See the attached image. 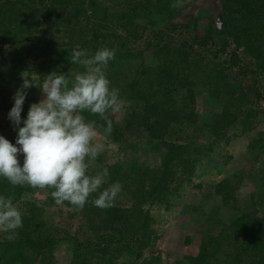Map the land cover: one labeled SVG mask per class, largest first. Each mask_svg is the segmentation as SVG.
<instances>
[{"label":"trees","instance_id":"obj_1","mask_svg":"<svg viewBox=\"0 0 264 264\" xmlns=\"http://www.w3.org/2000/svg\"><path fill=\"white\" fill-rule=\"evenodd\" d=\"M207 1L211 11L207 22L200 23L187 12L182 14L184 20L168 22L167 29L178 30L177 38L163 30L152 33L153 42L147 45L154 63H141L137 52L129 55L135 62L129 61L121 49L109 63L108 79L126 105L119 121L109 112L113 130L102 142L117 149L121 158L109 160L103 152L89 172L94 175L108 169L101 191L121 183L122 192L112 207L94 206L91 200L98 193L90 196L82 210L67 202L58 206L52 189L13 188L0 177V195H14L23 219L13 239H8L10 233L0 232V264H57L61 246L66 251L70 248L68 264L159 262L158 255L141 259L142 252L159 239L150 207L157 204L168 209L171 196L191 180L201 157H209L219 139L232 145L235 138H245L250 170L259 173L264 189V109L257 105L264 102V0H218V23L213 18L217 10L212 11V1ZM185 7V0H0V56L8 53L0 64V112L6 115L5 123L10 122L13 96L22 84L20 73L31 75L38 84L52 71L74 79L72 72L82 68L70 61L74 49L94 53L108 37L123 46L124 39L116 35L118 28L134 38L147 23L167 21L164 14L169 10L179 16ZM34 89L43 96L40 88ZM27 92L22 122L30 105L39 102ZM204 93L214 108L201 116L195 104L197 95ZM84 115L104 123L98 116ZM186 125L191 128L182 132ZM9 126L14 129L12 122ZM158 146L163 151L157 164L139 161L142 155H157ZM231 177L241 181L251 174L242 171ZM212 189L220 208L229 209L230 216L215 219L212 230L210 222L200 231L194 254L168 264H264V206L261 214L253 202L248 209L238 206L227 177ZM35 190L43 191L40 203L31 199ZM52 208L59 213L65 210V219H76L77 232L52 223ZM190 237L185 234L182 245ZM121 256L123 260L117 262Z\"/></svg>","mask_w":264,"mask_h":264},{"label":"clouds","instance_id":"obj_2","mask_svg":"<svg viewBox=\"0 0 264 264\" xmlns=\"http://www.w3.org/2000/svg\"><path fill=\"white\" fill-rule=\"evenodd\" d=\"M115 54L116 50L108 47L94 53L74 49L70 61L84 70L75 73L71 80L65 73L52 71L38 84L22 74V84L8 113L17 131L15 145L0 135V177L13 188L52 189L56 205L67 202L80 210L96 193L97 198L91 200L94 206L107 209L114 205L122 192L121 183L117 181L101 191L110 175L108 169L94 175L89 169L105 150L102 139L113 130L109 112H119L123 105L120 90L111 86L107 76ZM32 87L41 89L43 99L30 105L22 122L23 104ZM86 112L104 123L88 119ZM13 201L14 195H0V232L10 233L8 239H13L23 227L22 212Z\"/></svg>","mask_w":264,"mask_h":264},{"label":"rangeland","instance_id":"obj_3","mask_svg":"<svg viewBox=\"0 0 264 264\" xmlns=\"http://www.w3.org/2000/svg\"><path fill=\"white\" fill-rule=\"evenodd\" d=\"M211 1V10H217L213 18H216L217 20L215 22L218 23L217 13L219 3L218 0ZM185 2L186 7L181 9V14L179 16L171 13L169 10L164 14L165 18H167V21L158 20L154 25L147 23L145 28L137 33V37L129 38L127 36V30L126 32H123L118 28V30H116V35H119L124 39L123 46H121L114 37H108L104 41V47L115 50L121 49L120 52L129 61L135 62V59L129 55L131 54L133 56V54L137 52L140 53L139 57L142 58L141 63H154V60L150 57L151 46L149 47V45H147L153 42V32L163 30L165 33H169L173 37L177 38V36H179L177 29L173 31L167 29L169 21L174 24L175 22H180L181 20H184L182 18V14L187 12L195 16L197 21L200 23L207 22L206 19L211 16L209 3L207 0H201V3L203 4H200L199 0H185ZM201 27H199V29ZM59 41H63V39ZM25 43H27V41ZM7 58L8 53L3 52L0 56V64H4ZM223 58L224 53L221 54L217 59L220 61ZM123 68L124 67H122V70ZM83 70V68H79L73 71L72 76H74L75 73L81 72ZM111 71L112 69L109 70V72ZM120 73L122 72L120 71ZM22 74L23 73H20L19 76L22 77ZM29 79H31V75L29 76ZM28 90L30 95H36V99L39 102L43 99V96H39L34 87L29 88ZM197 96L198 97L196 98L195 104L197 112L201 114V116H205V113L211 114L214 108L211 104V98L206 93L202 94V96H200V94ZM257 103L259 107L264 109L263 101H258ZM125 105L126 103L123 101L122 108L119 112H111L115 121H119L121 118L122 112L125 110ZM258 115H260V113ZM5 116L6 115L4 112H0V134L13 143V145H15L17 132L9 126L11 121L5 123ZM257 126L261 127V124ZM189 128L191 127L186 125L182 132L188 130ZM173 129L176 131L178 130L176 125L173 126ZM252 134H255V130L252 131ZM210 139L211 137L209 136L203 140L202 143ZM235 139L236 140H233L232 145L229 144V141H224L223 139L214 141L213 150L210 156L206 157L208 159L201 157L202 160L197 163L196 171H194L191 180L186 182L180 188L181 190L178 191L174 196H171L170 201H172V203L168 209L157 204L150 207V213L154 217V231L159 236V239L154 241V243H152L147 247L146 250L142 252L141 259L147 258L149 255H158L160 257L159 262H151L148 264H168L172 263L174 260H180L182 255H192L195 253L197 250V241L202 235V229H206L207 226L212 225L210 222H213V226L211 227L212 230L214 224L216 223L215 219L230 216L231 211L229 209L224 207L220 208V199L213 193L212 189V186H214V184L222 177L229 178L233 184L234 199L238 206L244 207L243 209H248L250 204L253 202L252 207L257 210L258 214L262 213L261 206H264V189L258 175L259 173L254 170H250L252 164L247 159V157H250V154H248V150L246 148L245 138ZM236 141L240 142L235 144ZM158 149L159 153L157 155L152 153H144L145 155L140 156L139 161H144L150 166L157 164L163 151L160 146H158ZM104 152L106 153L105 155L108 156L109 160L114 161L121 158V153L117 151V149L105 147ZM209 152L210 151L207 153ZM19 159L20 161H23V156L21 155ZM242 171L251 174V178L244 177L241 179V181H235L231 177L233 173L238 175V173H241ZM242 176L246 175L242 174ZM256 180L258 182H256ZM43 197L44 194L42 190H35L31 199H35L38 203H40ZM61 210L62 212L59 213L57 212L58 210L56 211L54 208L49 209V217L52 218V223L63 226L70 232H77V220L72 218L70 220L65 219V210ZM185 234H188L191 237L189 243L182 245V240ZM67 249L68 250L66 251L65 247H60V254H58L59 257L56 256L57 264H68V259L71 255L70 248ZM113 251L114 250L111 249L110 253H113ZM123 258V256L119 257L117 262H120L123 260Z\"/></svg>","mask_w":264,"mask_h":264}]
</instances>
